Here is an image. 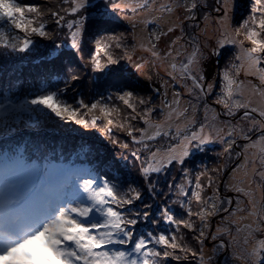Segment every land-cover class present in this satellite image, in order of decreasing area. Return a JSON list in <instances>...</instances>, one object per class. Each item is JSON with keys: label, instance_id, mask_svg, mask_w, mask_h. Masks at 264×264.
I'll use <instances>...</instances> for the list:
<instances>
[{"label": "snow or ice", "instance_id": "snow-or-ice-1", "mask_svg": "<svg viewBox=\"0 0 264 264\" xmlns=\"http://www.w3.org/2000/svg\"><path fill=\"white\" fill-rule=\"evenodd\" d=\"M63 2L70 3L71 7L62 10L75 16L87 7L89 0H63ZM217 2L220 7L216 8V11H222L221 20H226L230 0H217ZM197 8L198 0H170V2L158 5L157 0H121L120 3L113 4L114 11L126 10L134 16L153 12L171 15L179 9H183L186 13L185 19L188 20L195 19L194 10ZM49 11L53 17H56L58 26H66L69 29L71 47L78 50L84 28V18L80 17L62 24L65 17L58 11L51 9ZM42 15L43 13L37 5L22 4L20 0H0V48L19 53L29 52L33 44L31 39L33 35L41 37L49 35L44 30L45 24L40 22ZM161 19H163V15H153L151 18L144 19L143 23L147 26ZM177 27L182 29L181 24H173L168 27L167 32L159 34L153 32L152 38L158 42L162 36L174 32ZM241 29H244V37L251 47L244 50L241 64L233 65L235 76L238 77L241 69H244L245 75L256 76L261 85H264V67L261 66L264 64V39H259L264 34V0H252L249 18L245 19L240 28L236 29V36L241 35ZM13 32L17 34L13 35ZM107 39L114 42L116 48L121 47V36H110ZM236 42L235 39L221 40L218 41V46L222 48L225 43L234 44ZM111 46V43L96 41L95 55L91 60L94 71L103 72L109 65L118 63V60L114 59L108 51ZM155 49L156 44L153 43L147 50L151 51L153 56H159ZM101 52L106 56L105 63L101 62ZM212 54L219 55L218 52ZM166 55H171V52ZM203 59L204 56L200 48L194 47L187 61L181 65V79L191 80L192 83V87L188 88V95L196 96L197 99L201 95L205 97L211 95L215 87L214 83L210 82L207 85L203 83L205 80L201 66ZM236 59L241 60V57L237 56ZM171 68L175 71L176 64L173 63ZM222 78L224 81L223 95L215 103L222 105L226 110L225 115L228 116H235L243 109L240 119L247 122V127H229L227 135L231 137L236 134L246 141L245 152L248 149L255 150L253 153L255 159L251 162L256 164L258 161L260 168H253L252 175L253 177L258 176L260 179L257 187L264 188V88L253 84L248 90V95L245 96L243 81L235 79L227 70L223 73ZM72 79L75 80L78 77L73 75ZM63 91V89L59 92L41 91L32 94L30 98L25 97L19 103H13L5 95V102L0 103V121L7 125L9 122H19L18 113L47 110L48 113L54 114L61 120L74 122L84 128H95L97 121L103 119L106 121L103 131L111 133L113 127L124 129V121L139 119L147 128L136 129L130 123L127 127V134L136 143H143L145 139L152 141L161 135H169V132L163 131V129L165 125L168 128L172 127V124L168 122L173 121L174 117L176 120L183 119L185 121L184 128H189L194 123V116L190 118L188 113L190 108L195 113V106L190 104L189 107L181 108L178 98L174 99L172 104L166 105L170 110L165 121L153 123L151 114L155 109L148 107L138 112V105H146L149 102L143 98L135 97L132 91L118 92L115 97L130 110L123 119L120 118L121 110L119 108L110 107L99 100L87 104L83 99H80L77 101L79 107L74 108L60 99V92ZM179 95V93L175 94L176 97ZM111 98L110 96L109 99ZM80 109L87 111L81 113ZM207 109L208 105L205 103L206 120ZM97 112L99 115L96 114ZM85 117L90 118L86 119ZM212 119H217V116H213ZM207 126V124H201L198 131H192L190 135H185L179 151L176 147H171L163 157H159V149L152 152L151 162L142 169L144 177L147 178L150 173L162 171L173 161L183 164L185 158L191 154L193 147L200 149L203 145L211 143V130L205 134ZM150 129H155V131L149 134ZM137 131L141 133L139 139L133 135ZM180 132L181 129L178 126L177 135ZM253 136L256 138L253 139ZM235 143V139L230 140L224 152L229 153ZM124 147L127 145L125 144ZM6 167L30 170L32 184L25 185L24 180L20 178L12 179L8 176H0V264H159L161 257L164 259L171 257L179 261L181 256L177 255V252L191 253L193 257L197 256L195 251L181 243L184 239L183 235L179 237L176 234L166 235L164 233L154 235L152 232L137 235L134 232L138 219L130 218L119 209L140 199V193L135 189H130L134 195L122 197L118 194L116 185L110 183L107 178L73 173L53 180L49 179L47 175L42 178L39 170L22 161H15ZM201 175L206 174L202 173ZM200 179L201 177L197 176L196 190L191 192V197L200 206L199 210L193 213L191 208L187 209L189 217L195 215L199 219V228L191 220L175 219L167 208L163 209L161 215L168 224L176 225L177 231L181 225L190 231H199V236L196 239L203 245L209 218L216 216L221 211L229 212V209L222 207L225 201L219 196V188H216L214 194L207 199L202 196L205 186L200 183ZM214 182V178L208 176L207 187L211 188ZM230 190L253 196L252 192L241 187H234ZM179 195L187 197L189 192L185 191L181 185ZM226 203L230 205L232 201L228 200ZM249 204L251 208L248 211V216L256 219L237 228L238 233H245L243 237L245 245L248 244L249 238L254 237L255 233L262 231L260 224L264 223V204L254 198L249 200ZM238 210L243 211V209ZM135 215L144 220L149 217L147 211L137 212ZM230 215H235V212ZM221 231L226 230L217 229L218 233ZM211 238L215 240L217 237L213 235ZM156 246L162 250H158ZM248 257L251 264H264V239L255 241ZM237 258L239 259V257ZM184 259H187V256ZM199 264H204L203 255L199 257Z\"/></svg>", "mask_w": 264, "mask_h": 264}, {"label": "trees", "instance_id": "trees-1", "mask_svg": "<svg viewBox=\"0 0 264 264\" xmlns=\"http://www.w3.org/2000/svg\"><path fill=\"white\" fill-rule=\"evenodd\" d=\"M213 1L204 0L206 7H215ZM20 2L40 7L43 13L40 22L45 24L44 30L49 35L48 37L33 35L31 37L33 44L30 51L26 53L0 48V103L5 102V95L13 103H19L25 97L30 98L32 94L41 91L59 92L63 89L64 91L60 92V99L74 108L79 107L77 101L80 99H83L87 104L99 100L110 107L119 108L121 110L120 118L123 119L130 110L115 97L118 92L132 91L135 97L143 98L149 102L146 105H138V112L151 107L155 109L151 114V120L160 119L159 91L144 83L139 76L127 68L129 54L133 50L130 44L131 41H128V45L125 46L126 42L120 41L121 47L116 48L115 43L107 39L110 36H121V40H123L127 34L124 31L118 34L120 30H125L127 33L131 30L129 25H125L112 15L113 4L117 1L94 0L75 16L62 10L71 7L70 3L65 4L63 0H20ZM200 2L201 0H198V4ZM235 2L234 11H230V14H232L230 27L232 29L240 28L238 23H240V18L243 17L244 13H246L244 16L249 18L252 6V0H235ZM50 9L60 12V15L65 17L62 24L80 17L84 18V28L78 50L71 47L69 29L66 26L56 24V17L51 15ZM211 13H205L207 23L209 26H216L219 29L218 17L212 16ZM187 22L184 24V40L188 39L186 35L192 38L195 33L194 30H196L194 28L196 23L193 20L190 24ZM218 32L214 31L215 35ZM12 34L17 33L13 32ZM20 35L23 34L20 33ZM232 36L236 37V32L234 34L232 32ZM97 40L102 43H111L112 46L108 51L114 59L118 60L117 64L109 65L103 72L94 71L91 63L92 56L95 55ZM222 49V58H226L228 53L233 52L229 48ZM239 49L243 50L244 48L240 46ZM100 58L103 61L102 63L106 62V56L103 52L100 53ZM221 64L217 67L218 71ZM73 75L77 76L78 79L73 80ZM175 85L179 87L176 81ZM110 96L111 99H109ZM218 105L220 109H223L222 105ZM80 111L83 113L87 110L80 109ZM96 114L99 115V112ZM17 115L19 122H9L5 125L0 121V176H8L12 179L20 178L24 180L25 185H31L32 174L30 170L19 167H6V165L15 161H22L39 170L42 178L47 175L49 179L55 180L65 174L73 173L107 178L110 183L116 185V190L122 197L134 195L130 189H135L140 193V199L134 200L132 204L124 205L119 209L130 218L138 219V223L134 228L137 235L148 232H152L154 235L160 233L166 235L176 234L178 237L183 235L184 239L181 243L193 251L200 244L196 239L199 236V231H190L184 228L183 225L177 231V226L168 224L161 215L163 209L167 208L175 219L191 220L197 228L200 227L199 219L195 215L189 217L187 214L188 208H191L192 212L195 213L200 206L191 197V192L187 197L179 195V187L182 184L175 186L176 189L170 187L173 181L169 178L171 171L174 169L176 171V168H180V166L181 169L192 168L196 173L207 171L212 168L211 165L214 164L217 158L220 159L219 154H221L222 161V157L226 155L231 157L234 151L237 152L238 148L243 147V143L240 142L238 146L232 145L229 153H225L224 149L233 137L227 135L224 136L220 144L216 142L206 144L204 145L205 149L195 152H193L195 148L193 147L191 154L185 158L183 164L173 161L171 167H165L158 173H150L145 178L142 169L146 167L148 159L144 157L143 153L147 154L152 150V147H161L162 143L167 144L168 140L160 137L156 138L155 142L151 144H148L150 142L148 140H144L143 143L134 142L132 137L127 134V126L130 123L134 128L142 129L144 123L139 119L124 121V129L113 127L111 133H105L103 128L106 121L103 119L97 121V127L95 128H84L74 122L61 120L54 114L48 113L47 110L33 113L21 112ZM240 117L241 115L236 120ZM85 118L89 119L90 117ZM136 133L138 131L134 132L133 135ZM123 134H126L127 137L124 136L121 141L120 136H123ZM121 142L127 145L125 150ZM144 143H147L148 146L143 147L142 144ZM132 145L138 147V151H134ZM212 150H214V153ZM205 161L212 162L204 168L206 166ZM195 171L191 176L186 175L193 181L192 190H196ZM208 194H213V191L205 186L202 196L207 199ZM220 195L221 199L225 201L223 207L228 206L229 204L226 203L228 198L222 191H220ZM146 205L149 207H145ZM145 211L149 213L147 220L136 217L137 212L143 213ZM156 247L158 250H162L159 246ZM176 254L181 256L179 261L171 257L168 259L161 257L159 264H187L185 262L187 259H184V257L192 256L191 253L184 252H177Z\"/></svg>", "mask_w": 264, "mask_h": 264}, {"label": "rangeland", "instance_id": "rangeland-1", "mask_svg": "<svg viewBox=\"0 0 264 264\" xmlns=\"http://www.w3.org/2000/svg\"><path fill=\"white\" fill-rule=\"evenodd\" d=\"M92 1L94 0H89L88 4ZM115 1H117L116 3L121 2V0ZM167 2H170V0H157V5ZM213 2L215 7H206L204 0H201L200 2L202 5L199 3L201 6L198 4V8L194 10L195 19L193 20V22L197 24H194V28H196V30H194L195 33L192 35V38H189L185 34L186 38H188L186 40L183 39V32L185 29L184 24H186L187 21V23L190 24L192 23V20L185 19L186 13H184L183 9H179L171 15L167 13L153 12L141 13L139 16H134L131 12L126 10L114 11L112 9V15L125 25H129L131 28L128 33L125 30H120L118 33L121 34L122 31H124L127 36H124V39L121 41H123V43L126 42L124 46L128 45V41H131L130 44L133 47V50L129 54L127 68L131 69L133 73L139 76V78L143 80L144 83L149 84L150 86L154 87L155 90L157 89V91H159L161 109L159 114L161 117L160 119L158 118L159 120L152 119L151 122H164L170 110L168 107H166V105L172 104L174 99L177 98L180 100L181 108L189 107L190 104L194 105L196 108L195 113L191 111V108L189 109V117L191 118L194 116V123L189 128H184L183 125L185 121L183 119L176 120L175 117L173 118V121L168 122L172 124L171 128H168L167 125H165L163 131L169 132V135H161L160 137L166 138L168 140L167 144H164L161 141V147H152L150 152L147 154L143 153L144 157L148 159L146 167L151 162L150 157L152 152H156L157 149H159V157H163L167 150L171 147H176L177 151H179V148L183 143L184 136L190 135L192 131H198L201 124L208 125L205 128V134H208L211 130V143L216 142L217 144H220L224 139V136H227L229 127H247L246 121H242L240 118L236 120L239 115H242L244 111L243 109L237 112L235 116H228L225 115L226 110L224 108L220 109L219 105L215 103V101L223 95L222 88L224 86V81L222 77L226 70L229 71L230 74L238 81H243L245 85V96L248 95V90H250L251 85L253 84L264 88V85H261L259 79L256 76L245 75L244 69H241L238 77L235 76V68H233V65H240L244 53L243 50L251 47V44L244 37V29H241L240 36H232V32L233 34L236 32V28L232 29L230 27L232 24V14H230V11L232 10L233 12L235 9V0H230L228 4V18L223 21L221 20L223 12L216 11V8L220 7V4L217 2V0H214ZM206 12H212V16L218 17L220 24L219 29L216 28V26L208 25L205 18ZM245 14L246 13H244L243 17L240 18V23H238L239 26L245 19H248L244 16ZM153 15H163V19L157 21L156 23L145 26L143 23L144 19L151 18ZM173 24H181L182 29L177 27L174 32L169 33L166 36H162L161 40L158 42L152 38L153 32H156L157 34L160 32H167L168 27L172 26ZM214 31H219V35H215ZM232 39H235L237 42L234 44L225 43L224 47L222 48H229L233 52L228 53L226 58H222L223 56L221 55L223 49L218 46V41H227ZM259 39H264V34H262ZM173 41H175V43H173ZM153 43L156 44L155 51L159 53V56H153L151 51L147 50L151 48ZM240 46L244 49H239ZM194 47H199L204 56V59L201 61L202 71L205 77L203 83L205 85L210 82L215 84L211 95L206 97L201 95L199 99H197L196 96L188 95V88L192 87L191 80L181 79V65L187 61V58L192 53ZM169 52H171V55H166ZM213 52H218L219 55H213ZM237 56H240L241 60H237ZM101 62H103L102 59ZM173 63L176 64L175 71H173L171 68ZM220 63L222 64L218 71L217 67H219ZM261 66L264 67V64ZM173 76L177 77L178 79L176 80V78H172ZM175 81L178 82L179 87L175 85ZM176 93L180 94L179 97L175 96ZM205 103L208 105L207 120L205 119ZM213 116H217V119L213 120ZM178 126L181 129L179 135H177ZM144 128H147L145 124L142 129ZM153 131H155V129H150L149 134ZM140 135V132L135 134L137 139L140 138ZM124 136L127 137L126 134L120 136L121 141ZM231 138L237 139L235 146H238V143L242 142L243 147L241 149L238 148L237 152L234 151L231 157L228 155L222 157V161L221 154H219L220 159L217 158L216 161H214V164L211 165L212 168L207 171L196 173L194 170L196 173L194 178L195 181L197 176H200V183L204 186H207L208 176L213 177L215 182L213 186L211 188L208 187V189H211L214 194L215 189L219 188V190L224 193L226 198H228L226 201L231 200L232 203L228 206H224L229 209V212L221 211L216 216L209 218L208 227L205 229L203 245L199 244L197 249L195 248L194 251L197 253L196 257L193 258V256H188L187 260L185 261L187 264H199L200 255H203L204 257V264H251L248 253L251 251L256 240L264 239V223L260 224L262 231L255 233L254 237L249 238L247 245H245L243 242L245 233L237 232L238 227L251 223L256 219L255 217L248 216V211L251 208L249 200L254 198L256 201L264 204V188L257 187V184L260 183V179L258 176L253 177L252 175L253 168H260L258 161L256 164L251 162L253 159H255V156L253 155L255 150L248 149V151L245 152V144L247 142L236 134H234ZM255 138L256 137L253 136V139ZM153 142H155V140L148 142V144ZM148 144L144 143L142 146L145 147V145L148 146ZM121 145L124 146L123 142H121ZM132 148L134 151H138V147L136 148V146L132 145ZM203 148L205 149L204 145L200 149L194 148V150H192L195 152L200 151ZM123 149L125 150L126 148L124 147ZM212 151L214 153V150ZM211 162L212 161H205L206 166L204 168L208 167ZM245 165L246 167H244ZM169 167H171V164L166 168ZM234 169H236V171H233ZM194 171L192 168L181 169V166L180 168L177 167L176 171L175 169L171 171V175L169 176L170 180H173L170 187L174 188L175 186L177 187L178 185L182 184L185 191L192 192L193 181L186 175L191 176L194 174ZM202 173H205L206 175H201ZM245 173H247V175H245ZM80 175L87 174L81 173ZM234 187L244 188L246 191L252 192L253 196H247L243 193L230 190ZM220 191L219 196L221 198L222 193L220 195ZM213 194H208V197L212 196ZM233 204L235 205L233 206ZM238 209H243V211H239ZM232 212H235V215H230ZM217 229H224L226 231H221L218 233ZM213 235H216L217 237L215 240L211 238ZM237 257H239V259Z\"/></svg>", "mask_w": 264, "mask_h": 264}, {"label": "bare ground", "instance_id": "bare-ground-1", "mask_svg": "<svg viewBox=\"0 0 264 264\" xmlns=\"http://www.w3.org/2000/svg\"><path fill=\"white\" fill-rule=\"evenodd\" d=\"M242 61H243V56H242Z\"/></svg>", "mask_w": 264, "mask_h": 264}, {"label": "water", "instance_id": "water-1", "mask_svg": "<svg viewBox=\"0 0 264 264\" xmlns=\"http://www.w3.org/2000/svg\"><path fill=\"white\" fill-rule=\"evenodd\" d=\"M221 214H223V213H221Z\"/></svg>", "mask_w": 264, "mask_h": 264}]
</instances>
